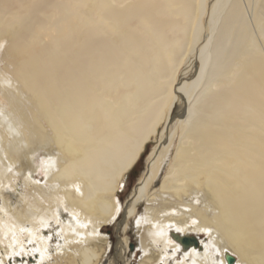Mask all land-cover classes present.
Masks as SVG:
<instances>
[{
	"label": "bare ground",
	"instance_id": "1",
	"mask_svg": "<svg viewBox=\"0 0 264 264\" xmlns=\"http://www.w3.org/2000/svg\"><path fill=\"white\" fill-rule=\"evenodd\" d=\"M112 223L105 264H264V0H0V264Z\"/></svg>",
	"mask_w": 264,
	"mask_h": 264
},
{
	"label": "rangeland",
	"instance_id": "2",
	"mask_svg": "<svg viewBox=\"0 0 264 264\" xmlns=\"http://www.w3.org/2000/svg\"><path fill=\"white\" fill-rule=\"evenodd\" d=\"M161 136V131L158 134V137L156 139H153L146 147L143 155L137 162V164L134 166V168L129 171V173L125 176V179L123 181V188L121 189V193H119L118 198L119 202L121 204L125 203L129 198L131 197L132 192L136 188L138 181L140 177L142 176L143 172L146 169L147 166V158L151 151H153L154 147H157L159 145ZM41 177L43 175H40ZM39 178V176H37ZM102 234L105 235V237L108 240V243L106 245V252L103 256V259L101 260L100 264H105L106 261H110V259L113 258V255L116 252V242L121 238L122 235L120 234V228L115 224H110L105 227V230L102 231ZM130 241L132 242V246L135 245L136 241L132 234L129 235ZM131 247V244L129 245ZM135 248V247H134ZM139 255H137L135 258L131 259L129 261V264H138L139 262ZM31 259V258H30ZM31 264V262H29Z\"/></svg>",
	"mask_w": 264,
	"mask_h": 264
},
{
	"label": "water",
	"instance_id": "3",
	"mask_svg": "<svg viewBox=\"0 0 264 264\" xmlns=\"http://www.w3.org/2000/svg\"><path fill=\"white\" fill-rule=\"evenodd\" d=\"M175 240L183 247V248H186L187 246L193 244V245H196L197 244V239L194 238V237H176ZM225 260L227 262V264H234V258L229 255V254H226L225 255Z\"/></svg>",
	"mask_w": 264,
	"mask_h": 264
}]
</instances>
